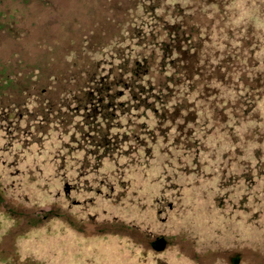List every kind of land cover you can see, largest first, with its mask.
I'll return each mask as SVG.
<instances>
[{
    "label": "rangeland",
    "instance_id": "1",
    "mask_svg": "<svg viewBox=\"0 0 264 264\" xmlns=\"http://www.w3.org/2000/svg\"><path fill=\"white\" fill-rule=\"evenodd\" d=\"M186 1L179 14L188 23L225 25L224 5L220 13L211 8L214 0ZM166 2L0 0V264H264V185L246 174L237 177L238 188L226 185L231 195L220 196L221 181L248 165L209 157L216 177L210 187L201 157L191 163L197 154L184 133L201 121V103L189 110L194 101L185 100L186 112L171 116L167 110L169 120L158 129L148 112L139 122L143 113L125 108L117 112L119 123L104 124L84 109L86 92L104 79L111 83L120 65L143 57L153 62V44L165 35L162 21L178 11ZM247 37L244 58L255 43ZM215 55L203 41L198 57L204 80L212 75L211 87ZM224 62L223 78L231 70ZM153 78L164 81L162 74ZM120 101L128 104L129 98ZM209 110L215 127L221 120L215 103ZM115 133L122 136L121 151H105L114 158L92 150L98 137ZM242 135L262 140L251 130ZM140 149L145 157L136 156ZM165 158L172 164L165 166ZM263 171L260 163L258 176ZM159 239L162 246L154 248Z\"/></svg>",
    "mask_w": 264,
    "mask_h": 264
},
{
    "label": "trees",
    "instance_id": "2",
    "mask_svg": "<svg viewBox=\"0 0 264 264\" xmlns=\"http://www.w3.org/2000/svg\"><path fill=\"white\" fill-rule=\"evenodd\" d=\"M186 2V0H167V6H177L178 11L174 18L169 16L172 21H162L161 30L165 32V35L153 44L155 49L154 53H151L153 62L150 64L148 58L143 57L135 61L133 65H120L118 75L112 77L111 83H106V79H104L103 82H99L95 90L86 92L84 98L87 101V107L84 109H88L89 117L98 118L96 121L104 124L119 123L122 119L120 113L125 108H133L136 112L141 111L143 115L137 119L139 122L144 121L142 117L148 112L155 119L154 122L152 120L155 129H158L168 119L167 110L171 116L174 112H186L190 105H186L188 101L185 100L195 102V104L194 102L190 103L193 106H190L189 110L196 108L197 104L201 103L197 111V116L201 121L195 125L189 124L187 128L190 130L186 128L184 133L185 143H192L197 154L193 156L191 163L195 162L196 157H201L202 172L211 176L210 187L216 177L213 175L214 172L210 171L215 161L209 157H220V163H223L225 157H233L234 164H239L242 167L244 164L248 165V171L233 173L228 178L229 181L225 179L221 181L224 185L223 188L220 187V184L217 187L222 191L220 196L222 194L225 196L230 192L228 187L226 188L228 184H230V190L238 188L240 180L237 177L243 176L244 180L246 174L252 177V182L255 178L260 180L263 188L264 171L261 176H258V166L260 163H264V157L259 159V156L264 154V80H262L264 72L261 70V61L264 59V0H245L243 6L240 5L239 0H214L211 8L218 12H223L220 4L224 5L225 25L219 28L217 26L199 27L197 24L188 23L184 15L179 14L181 10L186 9ZM183 4L184 7H182ZM227 30L231 32L230 35L227 34ZM247 34L254 37L255 43L253 49L248 53L249 56L244 58L241 55L243 50L241 44L246 40L247 43L249 42ZM203 41L214 50L216 54L214 58L217 59L212 64L217 71L213 78L216 84L212 87L210 85L212 75L209 73V78L204 80L207 75L200 67L199 57ZM194 44L198 48H195ZM251 58L255 60L253 65H250ZM224 59H229V62H224ZM212 60L213 57H211V63ZM196 61H198V67H196ZM222 62L226 63V66H231V70L224 78L219 72H225ZM155 64L158 67L157 70H154ZM242 65L247 70L244 76L241 72ZM245 70L243 69V72ZM153 73L162 74L164 81L156 82ZM198 83L199 88L194 85ZM119 88L122 91L118 93ZM212 90L214 94L211 93ZM183 91L187 93L184 94ZM207 92L209 95L204 97L203 94ZM127 97L129 98L128 104L120 103L123 102L120 101L121 99L125 101ZM205 100L208 101V104L204 103ZM213 103L218 108L216 113L221 117V120L216 121L215 127L212 123L210 124L209 117L212 113L209 109ZM78 109L83 108L78 106ZM118 111L120 113H117ZM221 124L222 126H220ZM118 126L113 125V129L117 132L120 129ZM144 128H147V125ZM250 130L255 132V136H260L262 140L251 142L247 137L245 139L242 134L247 135ZM148 132H150L153 141L154 130L151 129ZM105 133H107L106 130ZM118 136L115 133L113 136L102 138V141L98 137L97 143L91 148L92 150L101 149L104 152L102 155L104 159L114 158L110 154L106 155L105 151L108 148L111 151H121L122 136ZM164 137L161 136L163 139ZM145 153L140 149L136 151V156L145 157ZM171 157L177 156L172 154ZM202 157L207 158L203 159ZM250 157H254V160L249 159ZM167 160L170 159L165 158V161ZM259 160L261 161L259 162ZM253 161H255L254 165L251 166ZM171 164L172 161H167L165 166ZM206 184L204 182L201 188L204 189ZM197 187L199 188L200 185ZM247 188L249 189L250 186ZM204 191L205 189L202 193ZM246 200H250V195ZM260 211L259 207L257 212ZM161 242L159 239L157 243H154V248L159 249L162 246ZM40 264L47 263L41 262Z\"/></svg>",
    "mask_w": 264,
    "mask_h": 264
}]
</instances>
